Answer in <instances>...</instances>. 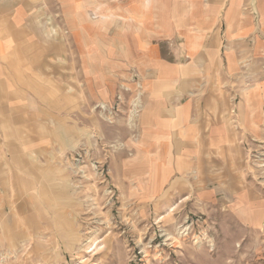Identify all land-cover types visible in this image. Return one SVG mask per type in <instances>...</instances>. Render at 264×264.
Listing matches in <instances>:
<instances>
[{
	"label": "crops",
	"instance_id": "0c3cea01",
	"mask_svg": "<svg viewBox=\"0 0 264 264\" xmlns=\"http://www.w3.org/2000/svg\"><path fill=\"white\" fill-rule=\"evenodd\" d=\"M102 2L0 0V244L36 238L49 257L42 236L64 223L70 157L98 155L93 107L118 90L129 119L112 131L110 165L127 186L217 205L229 227L256 232L264 194L248 144L264 118V0Z\"/></svg>",
	"mask_w": 264,
	"mask_h": 264
},
{
	"label": "rangeland",
	"instance_id": "374dc122",
	"mask_svg": "<svg viewBox=\"0 0 264 264\" xmlns=\"http://www.w3.org/2000/svg\"><path fill=\"white\" fill-rule=\"evenodd\" d=\"M93 110L103 131L97 139L98 155H90L87 146L70 157L74 165L68 174L66 201L58 209L64 223L60 221L58 236L53 228L42 236L49 257L32 250L34 238L25 250L16 252L0 244V264H264V222L256 232L241 235L243 230L229 227L228 219L221 218L217 205L209 211L195 202L177 203V198L176 204L145 201L137 187L127 186L133 180L123 178L119 159L110 165L122 142L111 139L112 131H121V120L129 119L122 92ZM261 133L248 145L253 148L250 175L264 194V118Z\"/></svg>",
	"mask_w": 264,
	"mask_h": 264
},
{
	"label": "built area",
	"instance_id": "2783aa9c",
	"mask_svg": "<svg viewBox=\"0 0 264 264\" xmlns=\"http://www.w3.org/2000/svg\"><path fill=\"white\" fill-rule=\"evenodd\" d=\"M133 109H134V108H133ZM137 111H138V109H137L136 106H135V109L132 111V114H133V113L137 114ZM130 112H131V110H130Z\"/></svg>",
	"mask_w": 264,
	"mask_h": 264
}]
</instances>
